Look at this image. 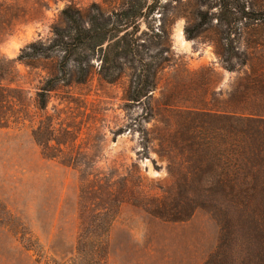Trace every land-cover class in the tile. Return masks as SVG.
<instances>
[{"label":"rangeland","instance_id":"374dc122","mask_svg":"<svg viewBox=\"0 0 264 264\" xmlns=\"http://www.w3.org/2000/svg\"><path fill=\"white\" fill-rule=\"evenodd\" d=\"M126 1L0 0V264H264V147L248 166L243 208L180 137L192 108L250 109L230 101L264 55V25L225 34L223 0H158L150 20L155 33L168 30V42L155 41L169 61L147 97L128 102L133 71L109 83L95 59L88 81L60 84L39 107L53 63L28 67L21 51L49 41L69 6L109 12ZM239 1L264 12V0ZM227 35L252 58L234 59L237 71L219 55Z\"/></svg>","mask_w":264,"mask_h":264},{"label":"trees","instance_id":"16d2710c","mask_svg":"<svg viewBox=\"0 0 264 264\" xmlns=\"http://www.w3.org/2000/svg\"><path fill=\"white\" fill-rule=\"evenodd\" d=\"M223 1L218 19L219 24L227 28L225 34L232 24L241 23L251 30L264 25V12L247 11L239 0L236 6H231L228 0ZM153 2L149 5L148 0H127L120 8L109 12L97 4L87 11L73 6L65 8L61 13L62 24L52 28L51 39L30 43L18 57L28 67H35L39 60H51L53 63L48 68L49 76L37 93L39 107H46L49 93L60 84L88 81L95 69V59L100 62L99 75L109 83L120 80L126 68L133 71L127 92L128 102L135 104L147 97L149 90L156 85L159 71L169 61L164 55L169 50L163 47L164 43L155 41L164 38L166 43L169 35L165 28L159 34L154 32L150 18L158 0ZM201 17L202 25L210 23L207 14H201ZM143 23L146 31L142 30ZM142 36L147 37L144 42H140ZM188 36L193 37L191 30H188ZM223 37L226 42H221L219 55L228 71H237L234 59L241 66L252 61L246 53H240L234 47L230 36ZM256 59L258 66L246 75L249 83L238 86L230 101L236 107L233 109H250L216 113L192 108L186 113L194 120L186 126L188 131L184 137L180 136L194 153L193 160L198 157L202 162L199 167L203 170V164H206L212 177L220 178L218 190L237 199V205L243 208H246L250 195L248 166L254 150L264 147V114L259 111L264 109V55ZM212 150L215 153L214 164L206 162Z\"/></svg>","mask_w":264,"mask_h":264}]
</instances>
